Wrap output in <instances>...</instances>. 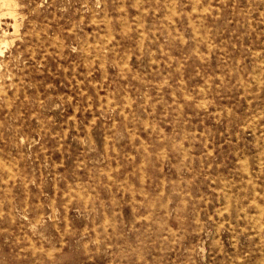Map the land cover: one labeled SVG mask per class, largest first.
<instances>
[{"label":"rangeland","instance_id":"374dc122","mask_svg":"<svg viewBox=\"0 0 264 264\" xmlns=\"http://www.w3.org/2000/svg\"><path fill=\"white\" fill-rule=\"evenodd\" d=\"M0 53V264H264V0H0Z\"/></svg>","mask_w":264,"mask_h":264},{"label":"bare ground","instance_id":"6f19581e","mask_svg":"<svg viewBox=\"0 0 264 264\" xmlns=\"http://www.w3.org/2000/svg\"><path fill=\"white\" fill-rule=\"evenodd\" d=\"M134 2V1H133ZM173 4V3H172ZM170 6H173V5H170ZM125 18H127V17H125ZM100 19V18H99ZM96 21V20H95ZM104 21V20H103ZM127 22V21H126ZM17 24V23H16ZM97 25H99L98 24V22L96 23ZM106 28H107V26H106ZM16 29V28H15ZM123 30V29H122ZM18 33V32H17ZM107 33V32H106ZM111 33V32H110ZM107 35V34H106ZM105 35V36H106ZM138 35V34H137ZM101 37H103V36H101ZM140 38H141V36H140ZM103 39V38H102ZM138 39V38H137ZM4 42V41H3ZM99 44V43H98ZM101 44V43H100ZM104 49V48H103ZM99 50H101V49H99ZM99 53V52H98ZM1 54V53H0ZM123 63V62H122ZM119 67V66H118ZM121 109H123V107L121 108ZM7 176V175H6Z\"/></svg>","mask_w":264,"mask_h":264}]
</instances>
